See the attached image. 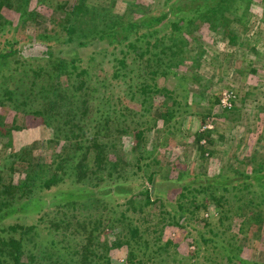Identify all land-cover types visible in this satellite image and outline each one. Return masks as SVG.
<instances>
[{
  "label": "trees",
  "instance_id": "obj_1",
  "mask_svg": "<svg viewBox=\"0 0 264 264\" xmlns=\"http://www.w3.org/2000/svg\"><path fill=\"white\" fill-rule=\"evenodd\" d=\"M44 1L39 4H48ZM252 2L163 0L162 9L153 10L144 0H129L120 13L115 10L116 0L62 3L60 14L51 18L58 21L64 35L57 40L58 50L67 44L78 49L91 46L87 57L94 59L93 68L101 67L105 55L110 56L114 62L111 79L120 78L129 54L136 65L134 87L129 84L127 94L118 96L105 110L99 108L95 95L106 78L92 76L89 67L80 65L82 57H60L51 43L39 56H28L35 51L32 54L23 47L18 50L16 32L42 15L37 7L29 9L30 0H0V264H116L110 251L122 247H126V256L117 264H188L178 256L174 241H162L161 235L166 226H175L189 236L197 223H202V230L190 236L196 249L212 241L205 258L218 255L219 263H263L243 258L232 240L214 238L228 219L229 207H225L231 197L238 200L240 232L253 224L264 225V193L254 189L264 184L263 156L254 152L245 157L250 170L208 175L202 167L197 173H173L158 153L167 145L169 134L180 139L177 132L181 130H171V121L183 114L182 109L202 101L187 86L200 85L203 78L188 69L177 71L185 54L192 55L199 66L185 33L207 23L212 30L219 29L230 44H238L237 28H247ZM3 8L14 9L17 23L15 17H5ZM54 36L39 33L35 38L44 43ZM100 43L111 49L96 60ZM117 48L120 58L115 57ZM159 78L170 79L173 86L159 87ZM249 93L243 94L242 104ZM158 95L161 102L156 104ZM125 99L139 106L126 105ZM213 102L217 105L220 99ZM262 103H258L260 119L264 118ZM222 109L223 118L238 110L235 104ZM207 110L199 115L202 123L213 115ZM160 121L162 128L157 127ZM163 128L166 136L158 134ZM22 134L24 139H20ZM211 134L208 128L195 132L202 160L216 153L206 148L214 143ZM48 135L52 136L49 140ZM46 143L55 147L48 158L43 152ZM20 163L25 166L17 173ZM106 178L120 193L129 195L119 211V204L111 207L105 201L102 184ZM170 183L177 190L171 194L174 197H165L159 190ZM151 206L158 209L152 227L145 225ZM129 210L138 211V218L129 216ZM109 213L113 215L108 217ZM29 216L34 221L30 224L25 222ZM140 219L144 225L138 224ZM105 229L113 232L111 241L102 237Z\"/></svg>",
  "mask_w": 264,
  "mask_h": 264
},
{
  "label": "rangeland",
  "instance_id": "obj_2",
  "mask_svg": "<svg viewBox=\"0 0 264 264\" xmlns=\"http://www.w3.org/2000/svg\"><path fill=\"white\" fill-rule=\"evenodd\" d=\"M39 1L40 0H30L29 9L37 7L42 16L37 17L33 23L28 24L27 28H21L16 32L14 37L15 39H19L16 48L18 50H21L22 47L26 48L28 52L33 51L32 54H34L35 51L34 55L28 53V56H39L41 53L40 51L45 50L46 45L51 43L50 48L56 49V52L59 51L58 55H60V57H67V59L82 57L80 65L82 67H89L92 76H104L103 78H106L103 84L99 83V88L95 96L98 97L99 108L105 110L108 109L109 105L115 101L118 96L123 97L127 94V89L129 88L127 86H129V84H132L134 87L133 83L136 82L135 76L137 70L136 65L130 61L131 54L128 55V58L125 61L127 68L125 70L122 69V74L119 75L120 78L111 79L110 74L111 70H113L114 62L111 61L110 56L105 55L101 67H98L97 64L96 67L93 68L95 65L94 59H89L87 57L91 46H85L82 47V49H78L74 45L67 44L71 47H65L64 45V47L60 46L58 50L59 44L57 40L59 39V36L64 35H62L60 27L56 25V22L58 21H52L51 18L53 15L58 16L60 14L59 10L62 11L60 8L62 3L67 2V5H72L76 4L77 0H45L44 2L48 3L45 5L39 4ZM89 1L93 2V4L99 2V0ZM127 1L129 0H125V2L122 0H116V12L120 13L123 11ZM156 1L157 0H144V3L151 4L153 10L162 9L163 0ZM248 9L249 14L251 15L248 16L247 28L244 29L241 25L237 28L239 32L238 44H230L228 39L219 29L214 31L207 23L201 24L200 27L192 29V32L189 34L187 31V34L185 33L186 38H189L191 42V48L194 50V53L196 52L194 58L195 61L197 60L196 62H199V66H197L196 63H193L194 59H191L192 55L185 54L184 62L181 63V67L180 69L178 68L177 71L188 69V71L195 72L203 78L200 85L188 84L187 86V88L192 92H195L196 95H200L199 98H202V101H197L195 105H192V108L186 107L182 109L183 114L175 117L174 120L171 121V130L176 127L181 130L177 132V136L180 139L169 134L168 143L165 148L160 147L158 149L159 156H161L165 166L168 169L173 168V170H175L173 173L182 170L197 173L202 167L203 169L201 171L208 175L218 172L232 174L235 169H240L241 171L250 170L251 164L245 165L244 163L247 155L250 156L255 152V155L257 154L256 156H263L264 158V122H262L264 121V118H259V114L261 115L262 112L258 110V103L260 104V102L263 101L262 104H264V96L262 95L264 92V2L254 0ZM2 12L6 18L10 19L18 16L14 9L3 8ZM14 21V23H17V17L14 18ZM39 33H47L55 36L51 41H44V43H41L35 38L36 34ZM20 44L23 45L21 46ZM106 45L108 44H99L101 51L94 54L96 60H99L103 54H106L109 51L108 48L111 49L110 45L107 48L105 47ZM28 46L30 48H27ZM101 47L104 48L103 51ZM118 50V48L115 50L116 58L121 57ZM35 64H37V62H35ZM102 67L104 70H101ZM252 70L255 71L253 72ZM125 75L126 77L123 78ZM166 85L172 87L173 83L170 79L169 81H165L164 78H159L158 86L162 87ZM245 92L251 93H249L247 101L242 104L240 99ZM229 95L230 99H228ZM253 97L255 100L252 101ZM211 98L212 100L210 102ZM215 98L220 99V103L217 105H213V99ZM108 100H110V103ZM206 100H209V103H207ZM124 102L126 105L128 104L133 107L139 106L138 102H131L128 99H125ZM158 102H161L159 95L155 98L154 103L158 104ZM224 104H230L229 107H233L235 104L238 110L235 112L233 111L232 114L226 113L227 117H220V115H225L224 109L222 108L226 106L228 107V105L225 106ZM35 105L36 103L34 106ZM208 108L211 109L213 115L206 118L205 123H202L199 115L207 113ZM179 120L182 121V123L177 124V122L179 123ZM157 127H163L161 121ZM205 128L212 130L211 137L214 139L213 145H206V148L214 150L216 153L207 160H202L199 158L200 152L195 143V138H197L195 132H200ZM163 131L164 128L162 131L160 130L158 134L166 136ZM21 136L20 139H24V135L22 134ZM149 136L152 137V133ZM219 136H222L223 139L221 140ZM51 137L52 136H49L48 140ZM204 141L206 142V139L201 141L200 144H205ZM44 147V158H48L50 151L55 147L50 143H46ZM24 166L25 164L20 163L19 166H17V169H19L17 170V173L22 171ZM112 182L113 181L110 180V178H106V181L102 184L105 188L104 195L106 196L104 198L107 204H110L108 206L112 207L119 204V208L116 207L119 211L124 208L123 203L126 202L129 195L120 193V190L115 189L116 186ZM254 189L256 193L257 191L264 193V184H262V186L256 185ZM176 190V186L170 183L167 188H164L163 186L159 191L165 195V197H174V195L171 194L175 193L174 191ZM251 190H253V188ZM135 191L138 192V187H136ZM239 199L241 198L239 197ZM228 203L229 204L225 207H229V213H227L228 219L223 222V225L221 224L220 228H217L219 236L214 238H219L221 241L223 240L225 242L232 240L233 243L239 245L241 248V255L243 258L254 261L257 260L263 262L261 264H264V225L253 224L252 226H249L246 231L240 232L239 225L241 219L238 218L236 213L238 200L231 197L228 200ZM174 207L175 203L171 208ZM167 208L169 210L171 209L169 206ZM147 210L150 214L146 216L148 222L145 225L151 224L150 227H152L157 217L155 213L158 209L151 206L147 208ZM67 212L70 211L67 210ZM127 212L131 213L130 210ZM138 213L139 212L137 211L129 214V216L138 218ZM215 214L216 213L212 215L215 217ZM112 215L113 214L110 213L107 214L108 217H111ZM207 215L208 214H203V216ZM35 219L36 218L34 217V220ZM32 221L33 220L30 216L25 219V222L28 224L32 223ZM138 224H143L142 220L138 222ZM194 228L196 229H191L190 235L188 236L185 235V233L183 234V230L179 227L166 226L161 235V240L172 239L177 246L175 250L178 252V256L185 259L188 264L219 263L220 259L218 255H213V259L210 257L208 259L204 257L205 255H210L212 241L208 242V244L201 243L200 249H196L197 247L192 243L190 236H193L195 233L197 234V230H202L203 225L202 223H197V225L194 224ZM43 236H46L45 232H43ZM103 236L108 241H111L114 234L110 229H105L102 234V237ZM172 250L173 246L169 248L170 252ZM195 250L197 253L196 255H194ZM109 256L111 257V260L117 264L126 256V247L113 249L110 251ZM165 264H167V262ZM219 264L227 263L226 261H222Z\"/></svg>",
  "mask_w": 264,
  "mask_h": 264
},
{
  "label": "built area",
  "instance_id": "obj_3",
  "mask_svg": "<svg viewBox=\"0 0 264 264\" xmlns=\"http://www.w3.org/2000/svg\"><path fill=\"white\" fill-rule=\"evenodd\" d=\"M228 97H229L228 99H230V95H229ZM224 105L226 106V105H228V104H224ZM229 106H230V104L228 105V107H229ZM226 107H227V106H226Z\"/></svg>",
  "mask_w": 264,
  "mask_h": 264
}]
</instances>
